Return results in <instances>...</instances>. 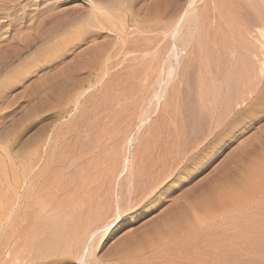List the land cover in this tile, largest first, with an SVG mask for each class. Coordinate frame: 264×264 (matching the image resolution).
I'll return each mask as SVG.
<instances>
[{
    "label": "bare ground",
    "instance_id": "1",
    "mask_svg": "<svg viewBox=\"0 0 264 264\" xmlns=\"http://www.w3.org/2000/svg\"><path fill=\"white\" fill-rule=\"evenodd\" d=\"M79 1L0 44V264H264V0Z\"/></svg>",
    "mask_w": 264,
    "mask_h": 264
},
{
    "label": "rangeland",
    "instance_id": "2",
    "mask_svg": "<svg viewBox=\"0 0 264 264\" xmlns=\"http://www.w3.org/2000/svg\"><path fill=\"white\" fill-rule=\"evenodd\" d=\"M36 1V2H35ZM0 0V44L3 46L4 44H6V45H4L3 47L5 48H2L1 50L3 51V52H7L5 55L7 56V57H4V59H6V60H8V59H10L11 57H13L14 55H16V54H18L20 51H22V50H24V52L22 51V55L20 56V61H22V59L23 60H25L27 57H28V55L27 54H30V52L35 48V46L38 44V46L39 45H41L42 44V42L39 40L40 38H42L44 35V33H45V30H46V24H47V21H48V15H50L51 14V12L52 13H54V10L55 9H57V6H58V9H60L61 8V5L63 4L62 3V1L63 0ZM39 1V2H38ZM44 1V2H43ZM58 1V2H57ZM65 1V0H64ZM23 2V3H22ZM26 2V3H25ZM51 2V3H50ZM83 2H85L86 3V0H82V3ZM25 3V4H24ZM27 3H29V4H27ZM35 3V4H34ZM47 3V4H46ZM78 3H81V0L78 2ZM19 4V5H18ZM22 6H21V5ZM32 4H34V5H32ZM44 4H45V7H44ZM48 4H50V5H48ZM55 4V5H54ZM26 5H27V7H26ZM31 5V6H30ZM13 6V7H12ZM17 6V7H16ZM21 6V7H20ZM32 6H34V7H32ZM37 6V7H36ZM22 7H23V9H22ZM41 7V8H40ZM52 7L54 8L53 10H52ZM4 8H5V10H4ZM17 8L19 9V10H17ZM50 10H48V9ZM1 9L3 10V11H1ZM11 9V10H10ZM13 9V10H12ZM30 9H31V11H30ZM35 9V10H34ZM37 9V10H36ZM57 9V10H58ZM7 10H8V12H7ZM23 10V11H22ZM34 10V11H33ZM45 12H44V11ZM52 10V11H51ZM57 10H55V11H57ZM17 11H19V12H17ZM20 11H21V13L22 14H20ZM33 11V12H32ZM39 11V12H38ZM47 11V12H46ZM35 12V13H34ZM44 12V13H43ZM12 13V14H11ZM23 13H24V15H23ZM47 14V16L48 17H46V14ZM6 14V15H5ZM9 14H10V16H9ZM15 14V15H14ZM17 14V15H16ZM31 14H33L32 16H31ZM38 14V15H37ZM40 14H42V15H40ZM7 16V18L5 17V16ZM14 15V16H13ZM17 16H18V18H17ZM25 16V17H24ZM31 16V17H30ZM2 17H4V18H2ZM13 17V18H12ZM27 17H29V18H27ZM38 17H40V18H38ZM5 18H6V20H5ZM16 18V19H15ZM2 19V20H1ZM19 19V20H18ZM23 19V20H22ZM25 19V20H24ZM27 19V20H26ZM29 19V20H28ZM36 19V20H35ZM47 21H46V20ZM21 20H22V22H21ZM45 20V21H44ZM3 22V23H2ZM20 22V23H19ZM25 22H26V24H25ZM43 22V23H42ZM44 22H46V24L44 23ZM22 23V24H21ZM15 24H16V26H15ZM18 24V25H17ZM23 26V27H21V25ZM41 24V25H40ZM3 25H4V27H3ZM9 25V26H8ZM19 25H20V27H19ZM45 25V26H44ZM28 26V28L26 29L25 27H27ZM43 28H42V27ZM41 27V28H40ZM45 27V28H44ZM7 28V29H6ZM21 30H20V29ZM19 29V30H18ZM44 29V30H43ZM5 30H7V31H5ZM4 31V32H3ZM9 31V32H8ZM13 31V32H12ZM11 32L13 33V34H11ZM44 32V33H43ZM7 33V34H6ZM17 33H18V35H17ZM41 33H43V34H41ZM4 34V35H3ZM30 34H31V36H30ZM13 35H15V36H13ZM28 35H29V37H28ZM5 36V37H4ZM34 36V37H33ZM9 37V38H8ZM23 37H24V39H23ZM32 37V38H31ZM38 37H40V38H38ZM25 38H27V39H25ZM33 38H35L34 40L35 41H37V42H39L40 41V44L39 43H37L36 44V42L34 43V44H36V45H32V41H33ZM3 39H4V41H3ZM8 39H11V40H9L8 41ZM22 39H23V41H22ZM29 39H31V41L29 40ZM2 40V41H1ZM39 40V41H38ZM11 41V42H10ZM19 41L21 42V43H19ZM26 43H25V42ZM28 41H30V42H28ZM5 42V43H4ZM4 43V44H3ZM10 43V44H9ZM17 43V44H16ZM19 43V44H18ZM21 44H23V45H21ZM28 44H30V45H28ZM9 45V46H8ZM10 45H11V47H10ZM13 45V46H12ZM14 45H15V47H14ZM17 46V47H16ZM18 46H19V49H18ZM24 46H25V48H24ZM26 46H30V48H32V49H29V50H25V49H28V47H26ZM34 46V47H33ZM7 47H10V48H7ZM12 47H14L13 49H12ZM22 48V49H21ZM10 49H12V52H11V50L9 51ZM4 50H6V51H4ZM20 50V51H19ZM9 51V52H8ZM15 51V52H14ZM29 52V53H28ZM11 55H10V54ZM16 53V54H15ZM21 53V52H20ZM25 55V57H24V55ZM9 56H10V58H9ZM23 56V57H22ZM20 61L19 60H17V64L14 62V64H12L11 66H10V68H14L15 66H13V65H18L19 63H20ZM259 108V109H258ZM255 110L257 111H254V112H252V114L249 116V117H247V118H244V120H243V124H241V127H240V129H242V131H248V130H250L249 128H251V129H254L255 127H256V125L258 124H260V125H262V123L261 122H264V105H261V106H258V107H256L255 108ZM259 110V111H258ZM254 114V115H253ZM246 120V121H245ZM261 120V121H260ZM251 124V125H250ZM257 125V127H259ZM248 126V127H247ZM254 127V128H253ZM256 127V128H257ZM256 128H255V130H256ZM246 129V130H245ZM246 131V132H247ZM256 132V131H255ZM228 140H229V137H228ZM256 258V257H255ZM256 259H258V258H256Z\"/></svg>",
    "mask_w": 264,
    "mask_h": 264
}]
</instances>
